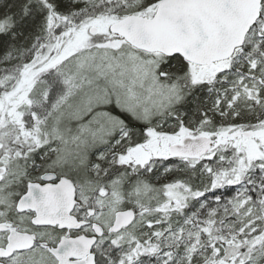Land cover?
<instances>
[{"label": "snow or ice", "instance_id": "snow-or-ice-1", "mask_svg": "<svg viewBox=\"0 0 264 264\" xmlns=\"http://www.w3.org/2000/svg\"><path fill=\"white\" fill-rule=\"evenodd\" d=\"M0 264H264V0H0Z\"/></svg>", "mask_w": 264, "mask_h": 264}, {"label": "trees", "instance_id": "trees-1", "mask_svg": "<svg viewBox=\"0 0 264 264\" xmlns=\"http://www.w3.org/2000/svg\"><path fill=\"white\" fill-rule=\"evenodd\" d=\"M231 194H232L231 192L228 193V195H231Z\"/></svg>", "mask_w": 264, "mask_h": 264}]
</instances>
